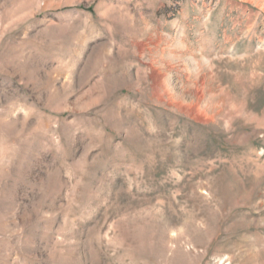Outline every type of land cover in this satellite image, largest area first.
<instances>
[{
	"label": "rangeland",
	"instance_id": "374dc122",
	"mask_svg": "<svg viewBox=\"0 0 264 264\" xmlns=\"http://www.w3.org/2000/svg\"><path fill=\"white\" fill-rule=\"evenodd\" d=\"M0 264H264V0H0Z\"/></svg>",
	"mask_w": 264,
	"mask_h": 264
}]
</instances>
